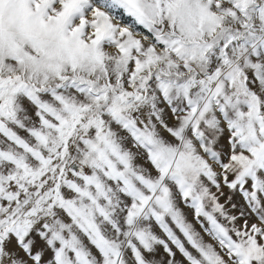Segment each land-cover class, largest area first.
Returning a JSON list of instances; mask_svg holds the SVG:
<instances>
[{"label":"snow or ice","instance_id":"obj_1","mask_svg":"<svg viewBox=\"0 0 264 264\" xmlns=\"http://www.w3.org/2000/svg\"><path fill=\"white\" fill-rule=\"evenodd\" d=\"M0 264H264V0H0Z\"/></svg>","mask_w":264,"mask_h":264},{"label":"rangeland","instance_id":"obj_2","mask_svg":"<svg viewBox=\"0 0 264 264\" xmlns=\"http://www.w3.org/2000/svg\"><path fill=\"white\" fill-rule=\"evenodd\" d=\"M189 219L191 220V216H189ZM194 222V221H193ZM197 228L199 229V225H197ZM205 239H207V237H205Z\"/></svg>","mask_w":264,"mask_h":264}]
</instances>
